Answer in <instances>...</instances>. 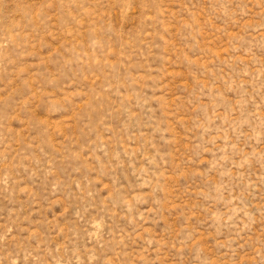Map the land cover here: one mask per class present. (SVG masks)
<instances>
[{
  "label": "rangeland",
  "instance_id": "1",
  "mask_svg": "<svg viewBox=\"0 0 264 264\" xmlns=\"http://www.w3.org/2000/svg\"><path fill=\"white\" fill-rule=\"evenodd\" d=\"M0 264H264V0H0Z\"/></svg>",
  "mask_w": 264,
  "mask_h": 264
}]
</instances>
